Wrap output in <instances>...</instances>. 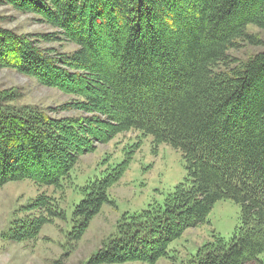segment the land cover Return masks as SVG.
<instances>
[{"label": "trees", "instance_id": "1", "mask_svg": "<svg viewBox=\"0 0 264 264\" xmlns=\"http://www.w3.org/2000/svg\"><path fill=\"white\" fill-rule=\"evenodd\" d=\"M2 5L41 15L59 30L45 35V43L67 42L76 50L44 49L33 36L0 26V69L80 98L59 110L81 115L18 108L15 97L0 94V188L30 180L64 189L73 183L80 155L132 130L142 132L180 151L186 175L162 202L123 216L88 264H157L187 228L206 224L223 200L241 207L240 226L230 239L213 236L184 264H264V50L245 61L234 56L248 45L264 49V0H0ZM124 163L78 189L85 196L71 219L53 197L39 196L26 207L37 215L15 218L7 239L31 241L48 224L69 221L68 234L80 240L111 203L109 190Z\"/></svg>", "mask_w": 264, "mask_h": 264}, {"label": "rangeland", "instance_id": "2", "mask_svg": "<svg viewBox=\"0 0 264 264\" xmlns=\"http://www.w3.org/2000/svg\"><path fill=\"white\" fill-rule=\"evenodd\" d=\"M0 21V26L7 30L30 38L33 36L38 46L44 49L59 53L76 50L75 45L67 42L45 43V35H56L59 30L43 22L39 14L2 5ZM251 29L254 33H260L255 27ZM260 36L264 39L262 33ZM262 50L248 45L235 51L234 56L245 61L249 55ZM3 93L15 97L13 105L18 108L36 107L53 117L81 115L59 110L80 98L65 94L56 87L45 86L35 77L14 69H0V94ZM138 142L141 145L133 149ZM130 152L131 155L128 154ZM125 159L127 163L118 169L120 176L117 183L109 190L111 203L103 207L80 240L68 234L71 229L69 221L48 224L39 237L31 241L19 243L7 239L6 233L15 218L37 215L36 211H27L26 207L41 195L53 197L58 207L71 219L75 205L85 196L78 189L108 175ZM76 160L72 171L73 183L65 185L64 189L41 187L30 180L11 182L0 188V264H88L117 232L123 216L140 213L156 202H162L186 175L180 151L169 144H156L152 135L144 136L142 132L134 130L115 137L108 144H98L93 152L80 155ZM240 224L241 207L238 204L233 200L217 202L208 222L187 228L170 245L171 259H160L157 264H184L197 254L200 247L212 242L213 236L230 239ZM141 257L148 258L143 254ZM124 264L148 263L129 260Z\"/></svg>", "mask_w": 264, "mask_h": 264}]
</instances>
